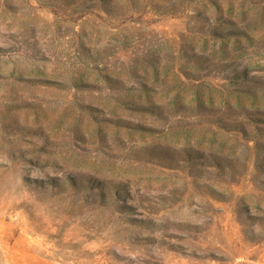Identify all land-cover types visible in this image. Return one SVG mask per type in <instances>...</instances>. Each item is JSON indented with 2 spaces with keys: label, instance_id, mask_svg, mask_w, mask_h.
<instances>
[{
  "label": "rangeland",
  "instance_id": "obj_1",
  "mask_svg": "<svg viewBox=\"0 0 264 264\" xmlns=\"http://www.w3.org/2000/svg\"><path fill=\"white\" fill-rule=\"evenodd\" d=\"M0 264H264V0H0Z\"/></svg>",
  "mask_w": 264,
  "mask_h": 264
}]
</instances>
